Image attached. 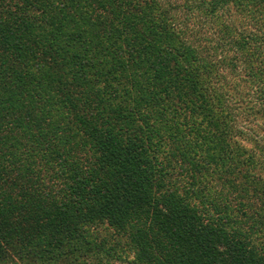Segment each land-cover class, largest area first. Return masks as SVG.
Segmentation results:
<instances>
[{
    "label": "trees",
    "instance_id": "16d2710c",
    "mask_svg": "<svg viewBox=\"0 0 264 264\" xmlns=\"http://www.w3.org/2000/svg\"><path fill=\"white\" fill-rule=\"evenodd\" d=\"M264 264V0H0V264Z\"/></svg>",
    "mask_w": 264,
    "mask_h": 264
},
{
    "label": "rangeland",
    "instance_id": "374dc122",
    "mask_svg": "<svg viewBox=\"0 0 264 264\" xmlns=\"http://www.w3.org/2000/svg\"><path fill=\"white\" fill-rule=\"evenodd\" d=\"M132 254H130L129 252L124 256V259L121 260H117L115 261V264H133L132 262ZM8 264H25L24 262H20V261H14V262H9Z\"/></svg>",
    "mask_w": 264,
    "mask_h": 264
}]
</instances>
